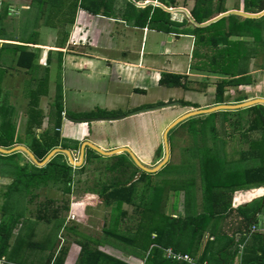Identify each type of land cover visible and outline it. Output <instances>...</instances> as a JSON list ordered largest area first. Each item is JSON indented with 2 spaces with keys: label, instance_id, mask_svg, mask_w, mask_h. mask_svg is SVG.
<instances>
[{
  "label": "rangeland",
  "instance_id": "374dc122",
  "mask_svg": "<svg viewBox=\"0 0 264 264\" xmlns=\"http://www.w3.org/2000/svg\"><path fill=\"white\" fill-rule=\"evenodd\" d=\"M64 1L65 14L68 17L73 11L69 4L71 0ZM137 1L139 4H144L149 0ZM189 1H192L194 4ZM196 1L199 0H177V4L179 6L184 5L180 7L191 9L195 6ZM219 1L207 0L206 4L201 2L200 4L202 5L200 7L204 10L210 8L211 15H216L219 11ZM116 2H120L119 5L123 12L124 8H127V2L133 3L135 0H117ZM207 2H211V5ZM242 2L243 0H222V5L224 8L238 7L247 9L244 7V2ZM253 2H257V0H253ZM171 16L175 21L178 20L179 22L186 23L187 18L182 11L172 12ZM228 22L230 21L226 18L220 26L225 27L229 25ZM108 23L106 19L99 21L100 29L104 25L107 31L111 30V32H101L102 36H99L95 32L94 25L92 23L89 24L88 21H80L73 28L72 38L70 39L72 41L67 46L66 53L82 57L77 58L80 59L79 62L76 58L74 59L73 62L78 65L68 61L66 67L62 64L63 62L60 66L56 58L51 64L49 93L47 96L41 97L39 103L45 114V118L42 128L37 129V132L45 129L52 131L56 102L60 97L63 108L67 110L66 112H68L69 116H83L89 112H96L99 107L107 106L119 112L118 114L123 113L122 115H125L124 113L131 112L134 109L143 108L142 106L148 107L154 103H167L159 101L157 98L166 100L169 97L166 98L165 96L171 93L173 94V98H191L202 102L206 88L205 86L201 87L198 81L203 80L207 84V82L211 83L213 80H216L213 76L204 79L203 76L189 77L190 80H186L187 85L188 88H191L189 90L194 91V93L193 95H188L189 92L182 88L179 90H165L149 79L144 81L140 79L138 80V84L142 86L147 85L148 88L147 94L143 95V93H132V85L134 83L126 80L127 74H120V79L111 75L112 71L105 69L109 65L105 61L93 59V65H96L88 66L87 70L83 67L79 69V66L83 65L81 58H83L84 53L95 54L97 51L101 54L112 55L111 57L118 59L124 57L123 51H121L124 50V47L121 44H119L121 45L120 47H116L115 45V48L112 50L101 48L103 45H107L110 35L114 36L117 40L116 43H119L121 40L119 35L127 30L126 28L122 29L116 22L108 21ZM70 28L71 25H68V30ZM214 29L217 28L215 27ZM49 32L46 29L44 30V27L41 28L35 40L38 42L49 41V38L53 35ZM142 34L143 32H139L137 35L134 34L136 35L135 37L124 33L125 37H130L128 38L129 42L125 41V47L129 50L135 38H137L135 39V44L140 45ZM231 38L233 40L234 36H231ZM162 41H165L164 35L150 32L144 41L146 57H149L148 54L151 52L158 61L166 60L167 56L164 55ZM243 43L227 44L226 42V48H228L229 44L232 49L234 48L233 52L236 63L233 62L228 66L223 65L220 67V56L226 52L224 48L211 55V58L217 59L215 66L223 68L225 73H234L237 71L236 69L245 67V64L240 60V58L245 57L242 52ZM92 47L98 49L92 50ZM134 47L136 46H132L133 49ZM195 52L200 54L204 52V57H206L208 52L211 54L214 50L212 47L202 48V46H198L194 54ZM131 56H134L136 59L138 58V55L131 54ZM263 61L261 59L260 63ZM200 63L202 61L195 54L192 61L193 68H198V71L201 72L211 73L209 63L207 64L206 62L201 65ZM7 67L8 65L5 64V68ZM9 68H11L9 69L10 74H7L4 79L3 91L0 96V105L4 109V111H0V124L4 121L14 124L12 126L15 127L16 131L15 138L19 140L20 137L18 135H25L29 101L28 91L37 87L44 69L36 66L33 72L27 73L20 67L12 68L9 66ZM112 68H116V72L118 71L117 65H114ZM262 78L263 76L261 75L259 79ZM232 92L236 91L232 89ZM207 96L206 98L208 99H205L204 102L208 100L212 101L213 95L208 93ZM135 105L142 106L135 108ZM192 109L190 105H177L127 115L125 118L118 120H96L97 122L91 121L90 123L88 121L77 122L69 120L66 116L63 118V122L65 123H62L61 131V143L65 146L61 145L58 147L69 149L72 152L74 160L79 162L81 158V146L85 141L94 142L100 147L103 146L106 150L127 146L144 165L153 168L165 157L164 130L173 119ZM245 111L246 109L238 113H224L220 111L214 116L209 114L198 115V117L189 118L173 127L168 133L170 151L168 161L157 173L137 183L134 202L131 204L124 203L119 209L116 208L113 200L101 202L97 205H90L89 203L91 200L95 201L100 198L98 194L101 186L109 184L111 180L113 181L115 179L114 176H120L121 179L129 177L128 174L124 177L117 170L110 168L117 161L116 157L104 156L89 146H87L88 151L85 153L83 163L80 166L71 164L73 169L69 185H65L64 182H50L48 185H42L34 189L31 194H17L18 196L15 195L16 197L12 198L14 199L15 206H11L10 210L5 209L6 211L1 209L6 199L0 194V215L3 213L0 222L1 220L6 221V225L12 227V241L10 240V243H14L12 244V247H14L13 259H26L27 262H30V259L34 255L39 256L41 254V250L33 248L32 251L25 243L42 241L43 239L48 243V249L53 247L50 244L54 242L56 248L59 246L68 248V253L71 252L78 259L80 247L75 242L78 239L83 241L84 239L81 237L83 234L98 240L99 247L101 246L100 249L112 252L126 259L128 262L137 264L138 261L125 252L126 250L132 251V248L125 243L119 242L106 231H112L115 234L131 235L132 230L137 225V222H139L145 209L142 206L143 200H141V196L147 198L149 190L155 189V185H158L157 191L161 194L160 212L164 211L171 215L177 210L181 211L182 205L188 204V207H190L189 211L192 209L190 211L192 214L190 215L194 216L205 212L212 205V203L208 202L207 196H210L216 190H223L225 192L226 190H233L235 189L234 187L243 185L244 172L254 167V160L244 161L243 157L245 158L246 152L241 151V148H247L244 142L246 140L245 136L242 134L246 133L248 128V114H245ZM3 126L4 128L8 127L5 124ZM213 127L215 130H212ZM25 136L27 140L30 139V136ZM23 140L24 143L22 145L27 146L29 142L25 139ZM90 151H93V153ZM24 156L26 155L24 154ZM234 158H240L238 165L236 163H231L230 165L226 163ZM65 159L69 161L67 156ZM21 163L24 162L22 161ZM129 168L132 169L133 167L129 166ZM140 175L141 170L137 172L135 177H139ZM10 181L11 178L0 176V191L2 193L5 192L6 184H9ZM112 184L115 185V182H112ZM68 186L70 187V191L66 190ZM18 211L22 215L19 219L17 218L18 220L13 222ZM48 218L53 220L52 224L51 222H47ZM149 218L146 217L144 220L146 228L151 223ZM90 245L96 247L94 242H90Z\"/></svg>",
  "mask_w": 264,
  "mask_h": 264
},
{
  "label": "trees",
  "instance_id": "16d2710c",
  "mask_svg": "<svg viewBox=\"0 0 264 264\" xmlns=\"http://www.w3.org/2000/svg\"><path fill=\"white\" fill-rule=\"evenodd\" d=\"M64 4L60 5V9L65 8ZM117 0H71L69 3L72 7V14L67 17L63 16L59 22L60 25H64L65 23H71L74 21L75 13L78 8L85 9L91 13L98 14L102 12L104 15H113L115 14V9L120 2H116ZM125 1V0H124ZM162 4L167 7H177L179 6L177 0H159ZM207 0H199L195 2V6L191 9L190 14L192 17L198 22L202 23L211 17V9L204 10L200 7L203 4H206ZM222 1V0H221ZM221 1H219L218 10L219 12L225 11ZM117 3V4H114ZM209 3V2H207ZM211 3V2H210ZM209 3V4H210ZM211 5V4H210ZM53 8L57 9V5H52ZM244 7L247 12H259L264 9V0H257V3L253 2V0H245ZM124 17L126 22L132 26L136 27H149L151 29H157L165 32H176L181 33L183 29L179 28L181 23L173 21L171 19V13L160 6L156 5H147L145 7H137L135 3L127 2V8H124V11L117 10ZM228 18L230 22L228 27L229 30L226 34H222L217 36L214 34L217 32L218 26ZM183 23V22H182ZM212 29V30H211ZM193 32L198 37V42L209 43L211 45L217 46L219 45V41H225L228 43H237L238 41L229 40L230 35L235 33L236 36H250L253 33L255 40H257L259 45L262 47V55H264V15L260 18H241L237 15L231 14L221 19L213 22L207 26H195L192 28ZM211 32L210 35H207V32ZM214 31V32H213ZM66 37L58 38V41L62 46L66 41ZM230 45V44H229ZM261 49H259L261 51ZM1 50V49H0ZM226 52L223 57L225 58V63L223 65L228 66L233 63L236 58L234 56V48L228 46L225 48ZM36 52L32 50L23 49L19 52L17 56V65L24 68L28 72H33L36 65ZM51 63V56L48 55L47 65L44 67V72L41 78L39 79V83L35 89H30L29 101H28V109H27V121L25 126V135L30 136V139L27 140L24 136L18 135L20 139H16V131L15 127L12 126L14 124H9L8 122H3L0 124V146L5 148H11L15 145L24 143V140H27L29 144L27 147L33 152L37 159L43 160L47 154L54 148L58 146H65L61 143V130L63 123V112L64 108L62 105L61 97L56 102V110L54 113V127L52 131L50 130H41V132H37V129H41L43 125V121L45 118V114L40 107V99L43 96H47L49 91V81H50V68L49 64ZM213 65L216 64V60L213 59L211 62ZM6 71L0 66V96L3 91V80L5 77ZM184 76L180 74H172V73H163L159 79V83L167 86V87H185L184 84ZM227 80H221L217 83L216 86V95L218 98V102H223V86ZM229 81V80H228ZM183 105H192L187 101L182 100ZM196 107V106H195ZM3 107L0 105V111H4ZM248 113V128L246 133H242L245 136V139L250 141V133L249 132H258L259 136L256 139H252L250 142L248 152H253L256 154L259 160L257 166L248 169L244 172L243 175V185H258L264 186V105L256 104L246 108ZM237 110H223L224 113H238ZM220 111L209 113V115L214 116L216 113ZM119 112L116 110H106L98 108L96 112H89L83 116H107V115H117ZM68 114V112H67ZM205 115V114H202ZM71 117H78L77 115H72ZM198 117V116H194ZM192 118V117H190ZM189 119V118H188ZM199 119V118H198ZM201 119V118H200ZM186 121V120H185ZM184 122V121H183ZM182 123V122H181ZM8 126L4 128V125ZM180 124V123H179ZM177 126V125H176ZM6 129V130H5ZM212 130H215L214 127ZM16 139V140H15ZM91 150V149H90ZM206 150V149H205ZM93 153V151H90ZM24 152L17 151L11 154H2L0 153V176H6L11 178L9 184H6V190L4 193L0 191V194L3 198H5L1 209L10 210V207L15 206V202L13 201L15 195L17 194H31L34 189L42 185H48L50 182H64L65 185H69L72 179V169L73 166L64 158L66 154L58 153L51 160H49L44 166H37L33 163V161L26 155L24 156ZM109 157H116L117 161L111 165L112 170H117L121 175L125 177L126 174L129 175L128 178L121 179L120 176H114L113 181L111 180L109 184L102 185L98 196L100 197L98 200L90 201L91 204H99L101 202H107L109 200H113L116 204V208H120L122 204L128 203L131 204L134 202V196L136 193V185L141 181H144L148 176H152L155 173H146L141 172L139 178L134 181V177L137 172L140 170L135 163L131 160L128 154L122 153ZM24 163H21V162ZM129 166L133 167L132 169ZM130 169V170H129ZM157 173V172H156ZM133 180V181H132ZM115 182V185L112 184ZM240 185V186H243ZM155 189L149 190L147 194V198L145 196H141L142 206L145 208L142 216L137 222V225L132 230L131 235L114 233L112 231H106L110 234V236L115 237L121 243H125L129 247L132 248L134 254L143 257V264H190L185 260H176L172 258H168L165 256V249L172 248L175 252L186 253L191 257L196 258L195 254V244L199 243V240L202 238V229L201 224L206 222L211 217L218 215L221 212L226 211L230 208L231 200L228 195V191H218L210 194L212 205L206 209L205 212L198 213L197 215L191 216H183V217H174L167 213L160 212V198L161 194H159L158 185H155ZM67 191H70V187L68 186ZM157 191V192H156ZM233 190H231L232 192ZM18 196V195H17ZM10 199V200H9ZM9 200V201H8ZM102 200V201H101ZM260 206H258L250 215L247 216V221L249 223L252 221L253 217L257 214V211ZM12 209V208H11ZM5 210V211H6ZM22 214L18 211L16 213V217L13 222L18 220ZM2 215H0V219H2ZM146 217H150L151 220L150 226L146 228V224H144V220ZM18 218V219H17ZM53 220L47 219V222H51ZM12 227H8L6 225V221L1 220L0 222V258L6 256V258L10 261H16L18 264H25L26 259L15 260L13 259V250L14 247L10 246V238H11V229ZM72 229V228H71ZM241 233L247 232L246 225L245 227L240 228ZM114 233V235H112ZM248 234V232H247ZM33 235V234H30ZM81 235V234H80ZM84 239L83 241L78 239L76 243L80 246V252L78 255V259L75 264H131L125 260H122L112 254L105 252L100 249L99 241L95 240L89 236L81 235ZM49 238V237H48ZM49 241V240H48ZM90 242H94L96 247H92ZM27 247L31 250L33 248L41 250V254L39 256L34 255L32 259H30V263L33 264H64L67 254L68 248H63L62 246L56 252V244L51 242L50 245L53 247L48 249L49 245L44 241H34L25 243ZM51 247V246H50ZM248 246L245 247L246 258H244L245 264H257L264 262V243L260 245V254L256 252V257L253 261L251 257H248ZM33 251V250H32ZM258 251V250H257ZM226 252V254H225ZM244 252V250H243ZM224 262L222 264H232V259L234 254L229 256L230 252H227L225 249L224 252ZM39 254V253H38ZM222 255V254H221ZM226 256V257H225ZM223 257V255H222ZM198 261H205L203 257L196 258ZM254 262V263H253ZM11 264V263H5Z\"/></svg>",
  "mask_w": 264,
  "mask_h": 264
},
{
  "label": "crops",
  "instance_id": "0c3cea01",
  "mask_svg": "<svg viewBox=\"0 0 264 264\" xmlns=\"http://www.w3.org/2000/svg\"><path fill=\"white\" fill-rule=\"evenodd\" d=\"M153 1L161 3L159 0H153ZM189 2L193 3L192 1H189ZM243 2L245 4V0H243ZM134 3L137 7H145V6L139 5V2L137 0H135ZM61 4H64L63 1L61 0H0V49H1L0 50V66L4 70H6L4 79L6 78L7 74H10L9 69L11 68H9V66H11L12 68L20 67L17 65V56L19 52L23 49L32 50L38 53L37 58H36V65L39 66L41 69H44V67L47 65V58H48V55L50 54L51 63L48 65L50 68V72H51V67H52L51 64L54 62L55 58L58 60V63L60 64V66H61V63L63 62L62 64H64L65 65L64 67H66V63L68 61H70L71 63L75 65H78L77 63L73 61L75 58L77 59L78 57H82V56L77 57V56H73V55L66 53V48L72 41V40L70 41V39L72 38L73 28H75V26H77L80 21H88L89 24L92 23L94 25L95 32H97V34H99L100 36L101 32L103 31L111 32V30L107 31V29H105L106 26L104 27V25L102 26L103 28L101 29L99 28V21H101V19H106L107 24H109L108 21H112V22L118 23V25L122 29L126 28L127 30L124 33L126 34L128 33V35L131 34L136 37V35L139 32H143L142 41L140 45L135 44L136 43L135 39H137L135 38L132 46H136V47H134L133 49L132 46H130V49L128 50V48L125 47V44H124L125 41L129 42L128 38L130 37L128 35H127L128 37H125L123 35L124 33L120 34L121 36L119 35V38L121 37V40L119 43H116L117 40L114 38V36L110 35L109 36L110 39H109V42H107V45L106 46L103 45L102 47L101 46L100 47L102 49L106 48L108 50H112L115 48V45L116 47H120L121 45H123L124 50H121V51H123L122 54H124V57L121 59H118L115 57H111L112 55L101 54L97 51L95 54L94 53L93 54L84 53L83 58H81L82 60L81 62L83 63V65L79 66V69L83 67L85 70H87L86 68L88 66L96 65V64L93 65V59L105 61L109 63V65L106 66L105 69L106 70L110 69L112 71V73H110L111 75H114L120 79L121 78L120 74L121 75L127 74L126 80L134 83L132 85V93H136V94L143 93V95L147 94L146 92L148 88H147V85L142 86L138 84V80L140 79L143 81L149 79L157 83L159 87L165 90H169V89L179 90L182 88L183 90H187L189 92L188 95H193L194 91L189 90L191 88H188V85H187L188 83L186 81V80H190L189 77L203 76V79H204L206 77L211 78L213 76L214 78H216V80H213L211 83L207 82V84L203 80L198 81L201 87L205 86L206 88V91H204L202 102L201 101L199 102V100H193L191 98H187V99L173 98L172 93L170 95L168 94L165 96L166 98L169 97L171 99L167 98L166 100H160L163 98H157L159 99V101H162V102H171L173 101V99L174 101H181V102L182 100L187 101L190 104H192L190 106L193 109H201V108L205 109V108L216 106L218 104H237V103H240L246 100H251L254 98H259V97L264 98V61L260 63L261 59L264 60V55H262V49H261L262 47L258 44L259 42L255 40L253 33L250 34L249 37L246 35L236 36L235 33L230 35L229 40H232L231 36H234L233 41L237 40L239 43L244 42L242 46V52H243V55H245V57L240 58V60L242 63L245 64V67L236 69L237 71L234 73H229V72L225 73L223 71V68H220L225 63V58L223 57V55H221L219 59L220 67H216L215 64L213 65L211 63L213 61V58H211V55L214 54L215 52L220 51L221 49L226 48L227 47L226 40L219 41V45L217 46L211 45L206 42L205 43L198 42V37L192 30V28L195 27L196 25H194L190 21L187 14L183 11L182 12L184 13L187 20H186V23H182V21L179 22L178 20H176V22L181 23L179 28L183 29L181 33H176V32H165V31H160L157 29H151L149 27H136V26H132L128 24L126 20L124 19V17L121 15V13L117 12V10L122 9L121 6L119 5L120 3L117 6V9L115 11L116 13L113 15L112 14L104 15L102 12L95 14L85 9L79 8L77 9L75 13L74 21L71 23H65L62 26L57 23L60 21L61 18H63V16H65V8L60 9ZM52 5H57V9L53 8ZM152 5H155V4H152ZM180 6H184V5H180ZM180 6H177V7H180ZM185 9L190 13L191 9H188V7H185ZM224 9L225 11H222V12L218 11L216 15H211V17L208 18L206 21L218 16L219 14L223 12L233 10V9L242 10V11L247 12L245 9L238 8V7H233V8L225 7ZM249 13H254V12H249ZM237 16L241 18H246L240 15H237ZM256 18H260V17H256ZM171 19L175 21L172 18V16H171ZM68 25H71V28L69 30H68ZM43 27H44V30L46 29L48 32L50 31L53 35L49 38V41L47 42H38L35 39L39 35L38 31ZM217 29H218L217 32H215L214 34H216L217 36H220L222 34L225 35L226 32H228L229 27L228 25H226L225 27L219 25ZM150 32L165 36V41H162V43L164 47L163 49L164 55L167 56L166 60L158 61L154 57V54H152L151 52H149L148 54L149 57H146V52L144 50L145 49L144 41L146 39V36H148ZM211 32L208 31L207 35H210ZM66 35H67L66 41L64 45L62 46V44L59 43L58 38L60 40V38L66 37ZM198 46L199 47L202 46V48L212 47V49L214 50V52H212L211 54L208 52L206 57H204V52L203 53L201 52V54L195 52L196 56L200 58V61H202L200 65L205 64L206 62L207 64L209 63L211 67V73H206L205 71L203 72L198 71V68H196L197 69L196 70L192 66V61L195 55L194 51L196 47L198 49ZM97 49L98 48L92 47V50H97ZM137 49H139V51H137ZM259 49H261V51ZM131 54L135 56L138 55V58L137 59L134 58V56H131ZM215 60L217 61L216 58ZM77 61L79 62L80 59H77ZM234 63L236 62L234 61ZM5 64L8 65L7 68H5ZM114 65H117L118 67L117 72H116V68L115 69L112 68ZM26 72L29 73L28 71ZM90 72L92 73V71ZM163 73L183 75L185 77L184 78L185 87H167V86L160 84L159 79ZM261 75L263 76V78L259 79ZM224 79L227 80L225 83H223L224 84L223 95L221 98L224 101L218 102L217 101L218 98L216 95V86L218 82ZM136 81L137 83H135ZM231 88L236 92L233 93ZM208 93L213 95V98L211 99L212 101L208 100L207 102L206 101L204 102L205 99H208L206 98L208 97L207 96ZM191 97L193 98V96ZM142 105H135V107H139ZM102 108L106 110H113L109 106L102 107ZM246 108H240L239 110H243ZM66 111L67 110L64 109L63 118H65L66 116L67 117L69 116ZM220 111H223V110H220ZM245 112H246L245 114L249 113L247 110ZM64 123L65 122H63V124ZM258 136H259L258 132H250V137H249L250 141L252 139L258 138ZM250 141L247 139L244 141L247 148L243 147V149L241 148V151L243 150V152H246L245 158L243 157L244 161L253 159L254 167H255L258 165L259 160L256 154H253V152H248L249 146L251 143ZM101 148L105 149L103 146H101ZM239 161H240V158H234L232 160L227 161L226 163L228 165H230L231 163L232 164L236 163L238 165ZM137 179L135 177L133 180H137ZM234 188L235 189H233L232 192L231 190H226L228 191L227 192L228 195L231 196L230 197V200H231L230 208L224 212L219 213L216 216L211 217L209 220L201 224L202 238L199 240V243L195 244V247H196L195 256L196 258L203 257L204 260L209 262L210 264H222L225 260L224 253L222 252H224L225 249H227V252H230L229 256L234 254V257L232 259V264H239V262L241 261L245 263L244 258H246V253H245L246 245L248 246V249H247L248 257L255 259L256 252H258V255H261L259 251L260 245L264 243V186L243 185V186L234 187ZM207 198H208V202L211 203L212 197L207 196ZM90 205H94V204L90 203ZM258 206L260 207L257 211V214L255 215V217L250 219L252 221L249 223V220L247 221V216L250 215ZM189 208L190 207H188V204L184 206L182 205L181 211L174 210L175 212L171 215L174 217H177V216L183 217L186 215L191 216L190 214L192 213L190 211L192 209H190L189 211ZM245 225H246V230L248 234L247 232L241 233L239 231L240 228L245 227ZM252 226L256 227V230L253 232L251 231ZM12 244L14 243H10V246H12ZM105 244H108V243H105ZM76 245L78 244L76 243ZM59 249H60V246L57 247L56 252H58ZM125 252H127V255L129 253V256L134 257L138 261L137 264L144 263L143 257L134 254L133 251L126 250ZM107 253L112 254L122 260L127 261L126 259L120 256H117L112 252H107ZM221 254L223 255V257ZM2 258L5 261L4 264L7 262L11 264H18L16 261L12 262L8 260L6 256ZM76 258H77L76 255H73L71 252H69L64 264H75V262L77 261ZM254 259L253 261H256ZM25 264H33V263L25 262ZM131 264H135V263H131ZM257 264H264V262L257 263Z\"/></svg>",
  "mask_w": 264,
  "mask_h": 264
},
{
  "label": "water",
  "instance_id": "95a60500",
  "mask_svg": "<svg viewBox=\"0 0 264 264\" xmlns=\"http://www.w3.org/2000/svg\"><path fill=\"white\" fill-rule=\"evenodd\" d=\"M149 4H155L157 6L162 7L163 9L169 11V12H176V11H183L187 14L188 18L190 19V21L196 25V26H207L213 22H216L217 20L221 19L222 17L234 14V15H240L246 18H256V17H261L264 15V9L256 12V13H249V12H245L242 10H229L226 12H223L221 14H219L218 16L206 21V22H202V23H198L192 16L191 14L183 7H166L163 4L153 1V0H149L147 2H145L144 4H139L141 6H147ZM256 104H263L264 105V98L263 97H259V98H254L251 100H246L237 104H218L216 106L210 107V108H205V109H193L189 112H186L185 114L180 115L179 117L175 118L170 124H168V126L166 127V129L164 130L163 133V137H164V143H165V157L164 159L155 167L153 168H149L146 165H144L141 160L136 156V154L127 146H120V147H116L110 150H105L99 146H97L96 144H93V142L90 141H85L82 143L81 146V158L79 162H76L73 157H72V152L69 149H65V148H60V147H56L54 149H52L47 156L43 159V160H39L36 158V156L33 154V152L25 145L22 144H18L15 145L11 148H5V147H1L0 146V153L2 154H11L13 152H17V151H22L24 152L32 161L34 164H36L37 166L41 167L44 166L49 160H51V158H53L56 154L58 153H64L66 154V156L69 159V163L75 166H80L83 163L84 157H85V149L87 146H89L91 149L96 150L98 153L104 155V156H113V155H117V154H122V153H127L130 158L133 160V162L135 163V165L142 171L146 172V173H156L158 172V170H160L168 161V158L170 157V151H169V144H168V133L170 132V130L175 127L176 125H178L179 123L187 120L190 117H194V116H198V115H202V114H209L212 112H216L218 110H237L240 108H246V107H250ZM177 105H182L181 101H171V102H167V103H162V104H158L152 107H147V108H141V109H137L133 112H130L128 115H134L137 113H142V112H146V111H154V110H159V109H164V108H168V107H173V106H177ZM127 115H118V116H114V117H104V118H96L95 120H100V121H112V120H118V119H122L125 118ZM67 119L69 120H73V121H82V120H76L75 118L68 116ZM89 120V119H85L84 121ZM138 178V176L136 177V179Z\"/></svg>",
  "mask_w": 264,
  "mask_h": 264
},
{
  "label": "built area",
  "instance_id": "2783aa9c",
  "mask_svg": "<svg viewBox=\"0 0 264 264\" xmlns=\"http://www.w3.org/2000/svg\"><path fill=\"white\" fill-rule=\"evenodd\" d=\"M255 230H256V227L252 226L251 231L253 232ZM164 251H165L164 252L165 256L168 258H172L176 260H185V261H188L190 264H210L207 261H203V262L198 261L196 258L191 257L189 254L175 252L172 248H166ZM4 262H5L4 259L0 258V264H4ZM239 264H245V263L241 261L239 262Z\"/></svg>",
  "mask_w": 264,
  "mask_h": 264
},
{
  "label": "flooded vegetation",
  "instance_id": "af4514ba",
  "mask_svg": "<svg viewBox=\"0 0 264 264\" xmlns=\"http://www.w3.org/2000/svg\"><path fill=\"white\" fill-rule=\"evenodd\" d=\"M160 104H162V103H160ZM155 105H158V104H153V105H150V106H148V107H152V106H155ZM143 108H147V107H144V106H142ZM135 108H138V107H135ZM138 109H141V108H138ZM135 110H137V109H134V110H132L131 112H133V111H135ZM130 112H127V113H124L125 115H128ZM123 114V113H122ZM122 114H118V115H122ZM118 115H114V116H118ZM113 115L111 116V115H107V116H78V117H73V118H75L76 120H82V121H84L85 119H89V120H86V121H88L89 123L91 122V121H95V122H97L95 119L96 118H104V117H114ZM82 121H80V122H82ZM100 121V120H99ZM88 151V149H87V147H86V149H85V153ZM68 158V157H67Z\"/></svg>",
  "mask_w": 264,
  "mask_h": 264
},
{
  "label": "bare ground",
  "instance_id": "6f19581e",
  "mask_svg": "<svg viewBox=\"0 0 264 264\" xmlns=\"http://www.w3.org/2000/svg\"><path fill=\"white\" fill-rule=\"evenodd\" d=\"M91 142V141H90ZM93 144H95V143H93ZM97 145V144H96ZM98 146V145H97ZM100 147V146H99ZM106 150V149H105ZM73 157V156H72ZM74 159V158H73ZM76 161V160H75ZM76 162H78V161H76Z\"/></svg>",
  "mask_w": 264,
  "mask_h": 264
}]
</instances>
